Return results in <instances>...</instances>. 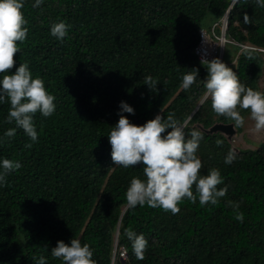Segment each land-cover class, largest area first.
Wrapping results in <instances>:
<instances>
[{
	"label": "trees",
	"instance_id": "16d2710c",
	"mask_svg": "<svg viewBox=\"0 0 264 264\" xmlns=\"http://www.w3.org/2000/svg\"><path fill=\"white\" fill-rule=\"evenodd\" d=\"M232 1L44 0L34 8L33 0H25L29 31L8 71L26 61L55 97L56 109L48 117L34 115L36 142L17 129L0 144V157L22 165L0 187V264H36L40 256L62 264L50 251L58 240L68 244L71 238L89 244L96 264H264V143L233 149L221 133L203 132L196 153L200 172L219 169L223 183L217 188L227 185V194L216 205L183 199L173 214L147 205L126 207L130 180L144 179L143 167L115 166L107 138L120 101L134 108V114H122L137 125L171 113L186 121L190 134L194 123L207 129L231 121L216 115L205 99L207 65L193 48L199 30L210 29L232 5L225 36L264 49V7L255 0ZM60 20L70 25L62 41L50 34ZM227 45L238 53L234 65L226 66L246 88L258 90L264 51ZM193 67L198 82L185 90L182 76ZM147 75L156 87L144 84ZM9 107L0 104V136L15 126L5 121ZM230 150L236 159L225 164ZM237 211L244 214L242 222ZM129 227L148 240L142 260L125 236Z\"/></svg>",
	"mask_w": 264,
	"mask_h": 264
},
{
	"label": "clouds",
	"instance_id": "9594fccd",
	"mask_svg": "<svg viewBox=\"0 0 264 264\" xmlns=\"http://www.w3.org/2000/svg\"><path fill=\"white\" fill-rule=\"evenodd\" d=\"M43 2L33 0L32 6L38 8ZM255 3L264 7V0H255ZM24 4L25 0H0V104L7 102L10 105L5 121L15 125L0 136V144L4 143L5 137L13 138L17 129H22L32 142H36L38 132L34 115L39 112L48 117L56 109L55 97L47 91L41 77L33 76L26 61L20 63L14 72L8 71L15 63L14 53L20 51L18 42H24L29 31L22 11ZM248 19L245 14V23ZM69 28L70 25L60 20L50 26V34L62 41L67 37ZM201 64L207 65V77L203 80L205 99H210L213 111L230 118L236 127H240L245 123L240 109H247L255 130L264 131V92L246 88L237 73L219 58H202ZM197 78L198 69L193 67L183 74L181 87L189 89L198 82ZM144 81L150 89L157 85L151 75L145 76ZM122 113L134 114V108L125 101L119 102V119L107 135L111 159L115 166L124 168L141 163L144 173V179L134 176L130 180L125 192L127 208L147 205L175 214L180 210L179 203L183 199L192 203L198 199L202 206L216 205L219 198L227 194V185L217 188L223 183L219 169L212 168L207 175L200 172L203 165L196 153L203 139L202 131L193 128L190 134L186 133V121H178L171 113L166 119L157 113L141 125L130 122ZM222 142L219 139L216 141L217 144ZM31 146V143L26 145ZM235 159V153L230 150L224 157V163L231 164ZM21 167L19 160L0 157V187L5 185L8 173ZM235 207L238 208V205ZM236 219L242 222L243 212L237 211ZM124 233L131 242L135 257L144 259L148 247L144 234H137L130 227L125 228ZM50 253L62 264H96L92 259L93 249L77 238H71L68 244L58 240ZM36 264H48L47 258L40 256Z\"/></svg>",
	"mask_w": 264,
	"mask_h": 264
},
{
	"label": "rangeland",
	"instance_id": "374dc122",
	"mask_svg": "<svg viewBox=\"0 0 264 264\" xmlns=\"http://www.w3.org/2000/svg\"><path fill=\"white\" fill-rule=\"evenodd\" d=\"M205 29L209 30V28H205ZM213 40L217 41L214 38ZM232 49L233 48H229L227 43L224 44L221 60L228 66L234 65L235 58L238 53L236 49H233V50ZM216 56L218 58V54H215L213 51L211 59H213ZM262 57H263V61H262L261 70H260V73L257 79V86H258L259 91L264 92V54L262 55ZM243 115L245 116V123L243 126L236 127L232 120L229 122L235 128V132L233 134L226 135L223 132H220V131H217V132L221 133L231 143V146L233 147V149H236L237 147L250 148V149L258 148L261 145V143H264V131L255 130L254 121L250 118L248 111ZM193 126L196 129H199L200 131L204 133H209L206 131L208 128L205 129L199 123H194ZM217 132H213V133H217Z\"/></svg>",
	"mask_w": 264,
	"mask_h": 264
},
{
	"label": "built area",
	"instance_id": "2783aa9c",
	"mask_svg": "<svg viewBox=\"0 0 264 264\" xmlns=\"http://www.w3.org/2000/svg\"><path fill=\"white\" fill-rule=\"evenodd\" d=\"M226 23H227V18L225 17V15H223L222 18L218 22H215L209 30L206 29L199 30V37L196 45L193 48V51L200 61L202 58L210 60L211 57L210 48H209L210 43L217 44L216 48L214 49V53L218 55L221 49L220 46L222 47V51H223V47L225 43L236 44L242 48L257 49L264 51V49H260L247 44L238 43L227 38L225 36V32L227 28ZM216 28L220 30L219 33L216 32ZM213 38L216 39L217 41H214ZM120 256L122 259L126 257V253L123 248L120 249Z\"/></svg>",
	"mask_w": 264,
	"mask_h": 264
},
{
	"label": "water",
	"instance_id": "95a60500",
	"mask_svg": "<svg viewBox=\"0 0 264 264\" xmlns=\"http://www.w3.org/2000/svg\"><path fill=\"white\" fill-rule=\"evenodd\" d=\"M234 1L235 0H233L232 3ZM231 6L232 5H230L228 7L227 11L224 14L226 18H227V15H228V12H229V9L231 8ZM226 27H227V23H226ZM220 48L221 49H220V53L218 55V58L221 60L222 59V47L220 46ZM206 131L209 132V133L220 131V132H223L226 135H231V134H233L235 132V128H234V126L231 123L217 122V123H214L213 125H211ZM116 239H117V236L115 237V243H114L115 247H116ZM114 254H115V251H114ZM114 258H115V255H113V260H114Z\"/></svg>",
	"mask_w": 264,
	"mask_h": 264
},
{
	"label": "bare ground",
	"instance_id": "6f19581e",
	"mask_svg": "<svg viewBox=\"0 0 264 264\" xmlns=\"http://www.w3.org/2000/svg\"><path fill=\"white\" fill-rule=\"evenodd\" d=\"M203 29V28H202ZM217 44L216 43H210V54H211V57L210 59L212 58V53L214 51V49L216 48ZM222 61V60H221ZM112 262H113V259H112Z\"/></svg>",
	"mask_w": 264,
	"mask_h": 264
}]
</instances>
